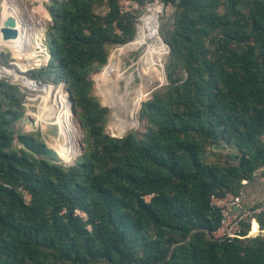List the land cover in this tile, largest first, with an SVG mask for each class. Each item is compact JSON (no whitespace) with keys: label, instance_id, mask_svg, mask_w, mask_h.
Returning a JSON list of instances; mask_svg holds the SVG:
<instances>
[{"label":"trees","instance_id":"16d2710c","mask_svg":"<svg viewBox=\"0 0 264 264\" xmlns=\"http://www.w3.org/2000/svg\"><path fill=\"white\" fill-rule=\"evenodd\" d=\"M165 4L166 84L138 101L141 129L122 137L106 133L91 75L135 39L141 12L47 4L51 58L28 76L65 82L74 99L85 148L73 164L17 126L24 93L0 78V264H264V234L215 238L212 205L264 168V0Z\"/></svg>","mask_w":264,"mask_h":264},{"label":"built area","instance_id":"2783aa9c","mask_svg":"<svg viewBox=\"0 0 264 264\" xmlns=\"http://www.w3.org/2000/svg\"><path fill=\"white\" fill-rule=\"evenodd\" d=\"M13 2H19L26 6L27 10L11 11L10 4ZM49 2L50 0H0V28L4 25L5 19L12 15L16 19V28L19 30V36L9 40H5L0 31V78L8 79L24 93L28 109L22 119L23 122L34 114L40 119L57 118L55 122L49 124L61 126L59 121L67 118L69 115L67 111L73 113L70 93L65 82L43 84L28 76V72L43 67L51 58L48 43V17L44 12L47 11L46 6ZM118 4L121 14L141 12L135 41L128 43L129 45H135L141 33L144 35L151 33V25H146V20L151 21V16H156V35L160 39L159 21L164 15L165 0H145L144 2L118 0ZM160 42L167 54V45L162 40ZM126 45L117 46V48ZM53 96L58 98L53 99ZM33 109H36L38 113L32 112ZM65 113L67 115L64 118ZM41 120L44 121V119ZM244 200V191L225 198H212V205L220 210L222 216L220 227L214 232L215 238L234 240L253 237L254 234L251 233L253 226L256 221L259 222L258 217L264 215V201L256 206H248ZM75 212L86 217L80 210ZM249 224L251 228L247 231ZM261 233L264 234V230L259 231L258 234Z\"/></svg>","mask_w":264,"mask_h":264},{"label":"rangeland","instance_id":"374dc122","mask_svg":"<svg viewBox=\"0 0 264 264\" xmlns=\"http://www.w3.org/2000/svg\"><path fill=\"white\" fill-rule=\"evenodd\" d=\"M45 15H47V11L45 10ZM162 19V18H161ZM161 19L159 21V35H160V23ZM160 37V36H159ZM160 40L161 37H160ZM135 39L132 41L134 42ZM153 39L151 40L146 39L145 43L143 44H135V45H126L124 47H114L111 50L110 58L108 63L101 68L98 72H94L91 75V79L94 83V96L97 99V102L106 108L109 109V117L108 121L105 127V131L107 134L115 137L123 136L125 133H127L130 130H140V122L138 119V112L140 109L141 102L145 100L153 90H155L158 87L163 86L166 84V78H165V72H164V58L166 56L165 48L162 50V53L160 56H153L154 59V67L155 70L159 73V79L153 78V77H140L137 69L144 68V65L141 63L140 58L143 57L146 54V50L149 47L148 44H151ZM146 45V46H145ZM128 47V48H127ZM131 47V48H130ZM122 48H125V50L120 51ZM159 60V61H158ZM121 73L125 78H127L130 74H132V80L129 84H124L123 81H119V91L121 90L123 93H129L130 94V104H123L124 107L127 108L129 115L132 116L131 126L125 130L123 133H118L116 129H114L113 126V113L112 109L108 106L106 103V100L102 96V93L99 89V77L101 75H108L110 73L116 75L117 73ZM128 75V76H127ZM55 97L58 98V96H53V99ZM141 100L140 105L138 107V101ZM138 107V109H137ZM32 112L38 113L36 109H33ZM70 115V124L68 123L67 127H64L61 129V126H58V124L50 125L49 123H53L56 121V119L52 118H41L44 119L41 120L39 116L31 115L28 117V119L25 122L26 126H28V130L33 132H41L44 134L45 138L47 139L48 145L53 148V151L56 154V159L58 162L64 163V164H73L79 156L83 153L85 144L83 143L84 135L82 134V129L79 126V117L73 115V113H69ZM137 112V113H136ZM41 113L42 110H41ZM43 115V114H42ZM64 118L67 115V113L63 114ZM46 121V122H45ZM23 122V121H22ZM31 122V123H30ZM21 124V125H20ZM17 124L20 128L22 127V123ZM51 128V129H50ZM68 142L71 147H75L74 150L76 152L75 156L73 158H70L68 156H65L62 153V146H60L57 143H65ZM55 143V144H54ZM83 147V150L81 148ZM58 152H56V149ZM62 160V161H60ZM64 161V162H63ZM151 197H147L148 200H150ZM263 235L258 234L257 236ZM256 236V237H257Z\"/></svg>","mask_w":264,"mask_h":264},{"label":"bare ground","instance_id":"6f19581e","mask_svg":"<svg viewBox=\"0 0 264 264\" xmlns=\"http://www.w3.org/2000/svg\"><path fill=\"white\" fill-rule=\"evenodd\" d=\"M10 10L11 11L27 10V8L26 6L21 5L19 2H13L10 4ZM146 25L148 26L151 25V33L145 35L141 33L136 40V44L139 45L143 44L146 38H150L151 40L153 39V41L151 44H148L149 47L146 50V54L140 58V61L144 65V68L143 69L138 68L137 72L140 77L151 76L153 78L159 79L158 71L155 70V68H153L155 64L153 56L161 55L163 50V45L160 42L158 36L156 35V28H157L156 16H151V21L146 20ZM131 80H132V74H130L127 78H125L119 72L116 75L110 73L108 75H101V77H99V85H98L99 89L102 93V96L106 100V103L112 109L113 118H114L113 126L118 133H123L125 130H127L131 126V121H132V116L129 115L127 108L123 106L124 103L127 105L130 104L131 91L129 93H123L121 90L119 91L120 89L119 81H123L124 84H129ZM70 121H71L70 115H68L67 118H65V120L63 121L60 120L59 123L61 125V129L67 127L68 123L70 124ZM57 144L62 146L61 150L65 156H68L70 158H73V156H75L76 154L74 150L75 147L72 148L68 142L57 143ZM56 152H58L57 149Z\"/></svg>","mask_w":264,"mask_h":264},{"label":"crops","instance_id":"0c3cea01","mask_svg":"<svg viewBox=\"0 0 264 264\" xmlns=\"http://www.w3.org/2000/svg\"><path fill=\"white\" fill-rule=\"evenodd\" d=\"M48 17V13H47ZM22 127L24 130H28V126L24 122H22ZM21 125V124H20ZM30 131V130H29ZM244 193H245V204L248 206H256L259 205L262 201H264V168L261 169L255 176L254 180L245 183L244 186ZM264 230L262 228L260 222H255L253 226V230L251 233H253V237H256L259 233V231Z\"/></svg>","mask_w":264,"mask_h":264},{"label":"water","instance_id":"95a60500","mask_svg":"<svg viewBox=\"0 0 264 264\" xmlns=\"http://www.w3.org/2000/svg\"><path fill=\"white\" fill-rule=\"evenodd\" d=\"M4 25L0 28V31L3 35V38L5 40H9V39H16L19 36V30L16 28V19L14 16L10 15L8 16L4 23ZM70 100L72 103V111H73V115L77 116V112H76V107H75V101L72 98L71 94H70ZM79 126L82 129L81 123L79 122ZM82 134L84 135V131L82 129ZM122 137V136H119ZM216 148V147H215ZM81 150H83V147L81 148Z\"/></svg>","mask_w":264,"mask_h":264}]
</instances>
